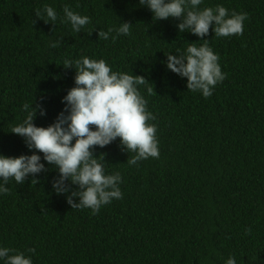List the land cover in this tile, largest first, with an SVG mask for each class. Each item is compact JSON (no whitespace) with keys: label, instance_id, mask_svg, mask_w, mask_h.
<instances>
[{"label":"trees","instance_id":"16d2710c","mask_svg":"<svg viewBox=\"0 0 264 264\" xmlns=\"http://www.w3.org/2000/svg\"><path fill=\"white\" fill-rule=\"evenodd\" d=\"M216 4L247 13L241 35L180 33L178 18L154 20L139 0H0V154H31L11 132L25 118L22 105L43 102L47 114L37 112L34 123L51 125L74 87L75 70L63 62L82 56L145 79L137 87L156 117L160 152L129 165L134 153L119 138L95 147L106 172L121 174L123 193L96 214L72 209L55 192L59 172L46 162L37 183L9 179L0 195V246L31 255L33 264H225L229 256L264 264V0H204L201 7ZM45 5L56 10L55 25L36 17ZM65 5L90 17L80 33L60 22ZM123 22L130 35L98 38ZM202 39L226 73L207 99L165 63V54Z\"/></svg>","mask_w":264,"mask_h":264},{"label":"clouds","instance_id":"9594fccd","mask_svg":"<svg viewBox=\"0 0 264 264\" xmlns=\"http://www.w3.org/2000/svg\"><path fill=\"white\" fill-rule=\"evenodd\" d=\"M203 3L204 0H139V5L151 10L154 20L178 18L180 33L187 31L200 38L207 36L210 28L216 37L243 33L247 13L229 11L222 4L202 8ZM63 13L60 22L70 24L76 33L91 23L89 16L81 15L67 5ZM35 15L54 25L58 20L56 10L50 5L37 9ZM131 27L128 22L119 23L107 31H99L98 38L115 42L120 36L130 35ZM202 41L204 43L199 45L188 43L183 51L177 49L178 55L165 54V63L171 72L187 78L188 91L199 92L207 99L225 80L226 73L222 71L219 55L209 46L208 40ZM59 43L50 41L49 46L56 48ZM63 66L75 70L74 87L61 101L65 107L51 125L40 127L34 119L37 112L41 116L47 114L43 102L35 107L33 103L22 105L25 118L11 132L24 139L31 154L18 157L0 154V195L8 194L6 185L9 179L23 184L27 177L32 176V182L37 183L35 177L46 171V162L59 172L52 182L55 192L65 194L72 209L87 208L96 214L114 199H122L123 193L121 174L106 172L104 155L95 156L93 149L104 148L119 138L122 149L134 153L127 160L129 165H137L150 157L158 159L157 125L151 123L156 117L147 109L148 101L137 87L145 82L142 76L114 71L106 60L88 56L65 59ZM148 91L151 93L153 89ZM69 183L77 185L78 190L70 192ZM35 251L34 248L27 249L28 253ZM0 264H33V260L23 251L0 246ZM225 264H236V258L229 256Z\"/></svg>","mask_w":264,"mask_h":264}]
</instances>
